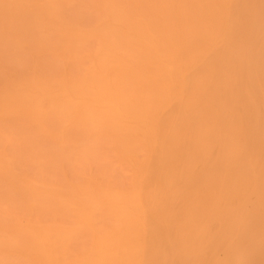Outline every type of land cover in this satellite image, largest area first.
I'll use <instances>...</instances> for the list:
<instances>
[{
	"label": "clouds",
	"instance_id": "clouds-1",
	"mask_svg": "<svg viewBox=\"0 0 264 264\" xmlns=\"http://www.w3.org/2000/svg\"><path fill=\"white\" fill-rule=\"evenodd\" d=\"M0 264H264V0H0Z\"/></svg>",
	"mask_w": 264,
	"mask_h": 264
}]
</instances>
